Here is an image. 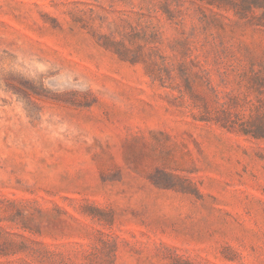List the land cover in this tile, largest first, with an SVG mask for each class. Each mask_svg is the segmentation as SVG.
<instances>
[{"label":"rangeland","instance_id":"rangeland-1","mask_svg":"<svg viewBox=\"0 0 264 264\" xmlns=\"http://www.w3.org/2000/svg\"><path fill=\"white\" fill-rule=\"evenodd\" d=\"M264 0H0V264H264Z\"/></svg>","mask_w":264,"mask_h":264},{"label":"trees","instance_id":"trees-1","mask_svg":"<svg viewBox=\"0 0 264 264\" xmlns=\"http://www.w3.org/2000/svg\"><path fill=\"white\" fill-rule=\"evenodd\" d=\"M241 132L254 138L264 139V112L242 122Z\"/></svg>","mask_w":264,"mask_h":264}]
</instances>
